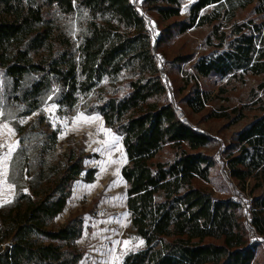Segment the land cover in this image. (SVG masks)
<instances>
[{"label":"trees","instance_id":"trees-1","mask_svg":"<svg viewBox=\"0 0 264 264\" xmlns=\"http://www.w3.org/2000/svg\"><path fill=\"white\" fill-rule=\"evenodd\" d=\"M250 5L258 22L251 19L233 24L228 33L214 24L219 18L217 10L233 15ZM51 7L64 15L84 10L92 19L79 48V73L75 61L64 59V53L58 55L64 68L47 71L65 86L60 106L81 103L78 86L84 85L87 94L102 78L131 72L125 95L98 101L87 96L82 101L83 106L93 102L87 111L98 112L105 126L121 137L127 159L120 172L126 184V208L145 247L127 256L123 264H253L255 245L248 236L264 235V93L257 100L260 115L235 134L221 161L227 180H234L240 191L247 190L249 200L238 199L240 191L235 188L237 200L214 199L193 184L196 179L209 180L213 159L201 150L210 137L183 119L174 98L168 96L167 81L162 78L164 67L157 62V55L175 36L195 25H209L218 47L226 48L194 64L198 77L226 78L239 71L264 74V0H195L186 19L167 25L156 37L150 34V16L160 22L179 18V0H0V46L31 33L35 24L43 22L45 8ZM209 7L211 11L205 13ZM41 32L35 38L41 44L38 47L44 46L47 36L46 29ZM16 55L14 62H3L14 89L30 70H44L24 63V51ZM188 85L186 79L184 89ZM188 88L183 101L198 113L207 95L198 87ZM37 108L39 105H33L30 110ZM48 135L54 142L55 133L49 131ZM166 146L175 150L173 158L156 160ZM59 170L43 184L42 191L28 189L6 213H0L11 240L5 251L0 249V264L79 261L81 253L73 242L81 232L80 220L73 217L57 225L53 220L64 210L71 185L85 171L83 157L69 150ZM94 172L86 171L87 182L92 181ZM250 180L253 185L248 189ZM255 191L259 193L254 195ZM242 207L246 212L243 217L239 212Z\"/></svg>","mask_w":264,"mask_h":264},{"label":"rangeland","instance_id":"rangeland-1","mask_svg":"<svg viewBox=\"0 0 264 264\" xmlns=\"http://www.w3.org/2000/svg\"><path fill=\"white\" fill-rule=\"evenodd\" d=\"M179 1V18L160 22L150 16L151 37H156L162 28L174 21L187 18L189 7L195 0ZM251 8L250 5L236 10L233 15L219 9L215 14L219 18L214 24L228 33L233 24L251 19L258 22L259 18L253 15ZM211 9L209 7L204 12L208 13ZM91 21L84 10L64 15L56 7L45 8L43 22L35 24L31 33L25 37L15 36L0 46V55H3L0 58V161L8 152V146L15 145L7 164L0 162V213H6L28 189L34 193L42 191L43 184L60 171L64 155L70 150L75 156L83 157L85 171L71 185L66 206L53 222L63 224L73 217L80 220L81 232L73 242L81 253L77 264H123L127 256L145 247L144 241L131 226L126 208V184L120 172L127 159L121 137L105 126L98 112L87 111L92 109L93 102L83 106L82 101L87 96L92 99L94 96L98 101L125 95L128 93L127 81L131 72L122 71L118 75L104 77L87 94H84V85L78 86L81 103L72 107L58 104L65 93V86L60 78L47 72L51 67L64 68L63 60L58 58L64 53V59L75 61V72L79 73V48L89 34ZM45 29L47 36L44 46L38 47L41 44H37L35 38L40 37ZM47 46L49 50L45 49ZM225 48V45L218 47L211 26L195 25L165 44L157 55V62L164 67L162 78H166L168 96L174 98L184 115L183 119L210 137L209 143L201 150L213 159L209 180L196 179L194 186L208 191L217 200H237L233 192V188L240 191L237 183L228 181L221 170L223 151L238 131L260 115L257 100L264 93V74L239 71L226 78L198 77L194 64L200 59L215 57ZM23 51L27 53L24 63L39 65L44 70H30L24 75L20 86L14 89L3 62L6 65L14 62L16 53ZM186 79L189 85L184 89ZM188 87H198L207 95L198 113L192 112L183 101ZM33 105H39V108L31 111ZM49 131L56 135L54 142L49 138ZM174 151L166 146L156 160H171ZM90 169L95 172L92 181L87 182L85 174ZM252 185L253 181L250 180L248 189ZM258 193L255 191L254 195ZM248 194L247 190L240 191L238 199L247 202ZM239 212L242 217L246 216L244 207ZM248 240L255 245L253 264H264V235L248 236ZM10 243L7 222L0 218L1 251H5Z\"/></svg>","mask_w":264,"mask_h":264},{"label":"snow or ice","instance_id":"snow-or-ice-1","mask_svg":"<svg viewBox=\"0 0 264 264\" xmlns=\"http://www.w3.org/2000/svg\"><path fill=\"white\" fill-rule=\"evenodd\" d=\"M5 127H7V125H5ZM15 148V145H11L8 146V152L5 153L4 157L2 158V163H4L5 165L7 164V160L12 152V150ZM4 175H6V173H4ZM128 242L126 241L125 244H127ZM142 243V242H141Z\"/></svg>","mask_w":264,"mask_h":264}]
</instances>
